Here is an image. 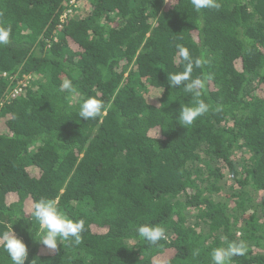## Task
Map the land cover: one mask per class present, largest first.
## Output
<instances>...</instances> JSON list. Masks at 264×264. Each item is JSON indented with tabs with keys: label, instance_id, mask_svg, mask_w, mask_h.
<instances>
[{
	"label": "trees",
	"instance_id": "16d2710c",
	"mask_svg": "<svg viewBox=\"0 0 264 264\" xmlns=\"http://www.w3.org/2000/svg\"><path fill=\"white\" fill-rule=\"evenodd\" d=\"M216 2L0 0V236L26 244L25 264H212L240 241L230 264H264V0ZM179 47L201 61L198 98L167 83L185 69ZM89 97L103 108L83 120ZM196 99L209 111L186 128ZM228 177L229 205L212 198ZM41 198L84 221L78 243L39 242ZM141 225L165 237L149 244Z\"/></svg>",
	"mask_w": 264,
	"mask_h": 264
},
{
	"label": "clouds",
	"instance_id": "9594fccd",
	"mask_svg": "<svg viewBox=\"0 0 264 264\" xmlns=\"http://www.w3.org/2000/svg\"><path fill=\"white\" fill-rule=\"evenodd\" d=\"M193 8L199 12L205 8H219L216 0H191ZM10 28L0 27V45H7L9 42ZM179 55L183 61H186L183 72H178L168 76L167 83L170 88H180L187 93H191L198 98L201 95L199 91L204 87V82L199 78H191L193 66L199 67L201 61H193L187 48L179 47ZM70 82L65 81L62 87L69 88ZM103 108L102 101L95 97H89L83 100L79 106V116L83 120L97 117ZM209 111V106L202 99H196L195 106H181L178 114V123L187 128L200 116ZM31 215L38 222L43 230L38 240L49 249H56L58 238L62 241L75 239L80 241V234L84 230V221H73L60 212L53 200L41 198L33 205ZM137 235L140 239L149 244H157L165 237V230L159 225H141L137 228ZM0 243L8 253L12 264H25L28 256L26 244L18 238L13 232H5L0 236ZM247 252V246L244 241L238 243H228L226 247L214 248L211 252L212 264H230L234 256H244Z\"/></svg>",
	"mask_w": 264,
	"mask_h": 264
},
{
	"label": "rangeland",
	"instance_id": "374dc122",
	"mask_svg": "<svg viewBox=\"0 0 264 264\" xmlns=\"http://www.w3.org/2000/svg\"><path fill=\"white\" fill-rule=\"evenodd\" d=\"M72 3L75 4V2ZM88 6H89L88 3L81 1L78 4H76V7H79L80 9H84L86 11L89 10ZM40 80L41 78L36 75L28 76L24 78L23 82H19V84L23 83L24 87H26L27 85L32 86L34 83L39 82ZM33 87H35V85ZM247 157L248 155L246 153L242 151H238L237 153L238 162H240L243 158L245 159ZM232 183L233 180L231 177L225 178L224 181L220 183L224 187L223 191L220 194L212 195V198L215 199L216 201L224 202L225 204L227 203L229 205V198L226 196V193L229 194V187L232 186Z\"/></svg>",
	"mask_w": 264,
	"mask_h": 264
},
{
	"label": "built area",
	"instance_id": "2783aa9c",
	"mask_svg": "<svg viewBox=\"0 0 264 264\" xmlns=\"http://www.w3.org/2000/svg\"><path fill=\"white\" fill-rule=\"evenodd\" d=\"M23 88H24V84L23 83L18 84V87L13 90V94L19 95L20 93H22Z\"/></svg>",
	"mask_w": 264,
	"mask_h": 264
}]
</instances>
